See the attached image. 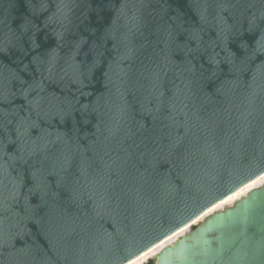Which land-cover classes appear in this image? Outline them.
I'll return each instance as SVG.
<instances>
[{"label": "water", "instance_id": "1", "mask_svg": "<svg viewBox=\"0 0 264 264\" xmlns=\"http://www.w3.org/2000/svg\"><path fill=\"white\" fill-rule=\"evenodd\" d=\"M264 175V0H0V264H127ZM142 264H264V183Z\"/></svg>", "mask_w": 264, "mask_h": 264}, {"label": "bare ground", "instance_id": "2", "mask_svg": "<svg viewBox=\"0 0 264 264\" xmlns=\"http://www.w3.org/2000/svg\"><path fill=\"white\" fill-rule=\"evenodd\" d=\"M263 183H264V175L259 177L255 181L249 183L248 185L244 186L243 188L238 190L236 193H234L233 195H231L230 197H228L227 199H225L221 203H219L216 206L209 209L206 213H204L201 217H199L197 220H195L192 224L181 229L180 231L175 233L173 236L167 238L163 242L159 243L157 246L153 247L152 249H150L149 251H147L143 255L139 256L138 258L134 259L133 261H131L127 264H142L143 262H145L146 260H148L149 258L154 256L156 253L161 251L163 248L167 247L168 245L173 243L175 240H177L178 238H180L181 236H183L184 234L189 232L194 225H197L199 222H201L207 216H209L210 214H212L213 212H215L217 210H221L225 206H229V205L235 203L237 200L246 196L251 190L258 188Z\"/></svg>", "mask_w": 264, "mask_h": 264}, {"label": "rangeland", "instance_id": "3", "mask_svg": "<svg viewBox=\"0 0 264 264\" xmlns=\"http://www.w3.org/2000/svg\"><path fill=\"white\" fill-rule=\"evenodd\" d=\"M225 207H226V206H225ZM225 207H224V208H225ZM222 209H223V208H222ZM203 220H204V219H203ZM203 220H202V221H203ZM202 221H201V222H202ZM199 223H200V222H199ZM199 223H198V224H199Z\"/></svg>", "mask_w": 264, "mask_h": 264}]
</instances>
